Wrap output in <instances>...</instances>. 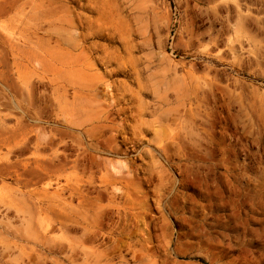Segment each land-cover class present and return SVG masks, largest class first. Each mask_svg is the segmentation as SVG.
I'll return each mask as SVG.
<instances>
[{"label": "rangeland", "instance_id": "obj_1", "mask_svg": "<svg viewBox=\"0 0 264 264\" xmlns=\"http://www.w3.org/2000/svg\"><path fill=\"white\" fill-rule=\"evenodd\" d=\"M0 264H264V0H0Z\"/></svg>", "mask_w": 264, "mask_h": 264}]
</instances>
